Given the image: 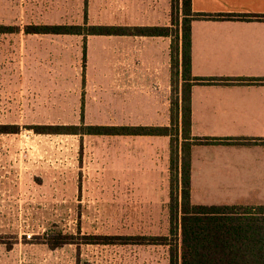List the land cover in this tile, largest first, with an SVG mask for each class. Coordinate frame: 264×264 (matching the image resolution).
<instances>
[{"label": "rangeland", "instance_id": "374dc122", "mask_svg": "<svg viewBox=\"0 0 264 264\" xmlns=\"http://www.w3.org/2000/svg\"><path fill=\"white\" fill-rule=\"evenodd\" d=\"M174 1L0 0V25L16 29L0 33V129L18 131L0 133V264H169L167 247L124 244L168 235L169 154L127 151L130 136L34 130L126 125L127 38L88 36L85 58L82 35L25 29L171 26ZM241 192L194 187L192 202L237 205Z\"/></svg>", "mask_w": 264, "mask_h": 264}, {"label": "crops", "instance_id": "0c3cea01", "mask_svg": "<svg viewBox=\"0 0 264 264\" xmlns=\"http://www.w3.org/2000/svg\"><path fill=\"white\" fill-rule=\"evenodd\" d=\"M192 11L200 15L255 18H201L192 22V75L221 82L193 85L191 137L256 142L193 145L191 198L194 187L242 189L243 197L238 201L241 204L237 205H264V0H192ZM126 38L127 123L123 126L170 127L172 40ZM120 62L122 66L123 62L116 57L112 63L118 86ZM237 80L258 82L238 84ZM179 111L181 124V107ZM148 141L158 146L149 150L139 146ZM128 144L127 151H156L170 156L169 136H130Z\"/></svg>", "mask_w": 264, "mask_h": 264}, {"label": "trees", "instance_id": "16d2710c", "mask_svg": "<svg viewBox=\"0 0 264 264\" xmlns=\"http://www.w3.org/2000/svg\"><path fill=\"white\" fill-rule=\"evenodd\" d=\"M179 9L182 20L171 26H84L32 25L26 34L82 35L120 37H169L171 44L172 114L170 127L36 126L38 134H88L105 136H169L170 192L169 233L166 236L130 237L136 245L168 248L169 264H264V205H197L191 198V147L202 144H254L252 139L192 138L191 90L195 84L221 81L192 75V22L201 18L252 20L254 16H209L195 14L192 0H175L172 10ZM87 19V11H86ZM15 27L0 25V33H13ZM238 84H256V80H237ZM222 83H233L223 81ZM181 85V89H180ZM181 93V98L179 97ZM181 102V103H180ZM181 107V124L179 113ZM0 133H18L0 129ZM182 138L180 151L179 139ZM193 140V141H191ZM102 239L97 244H116ZM120 240H129L121 238ZM67 242H63L66 244Z\"/></svg>", "mask_w": 264, "mask_h": 264}]
</instances>
